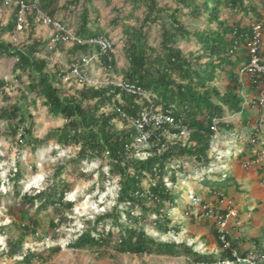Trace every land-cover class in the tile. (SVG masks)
I'll return each mask as SVG.
<instances>
[{
    "label": "trees",
    "instance_id": "trees-1",
    "mask_svg": "<svg viewBox=\"0 0 264 264\" xmlns=\"http://www.w3.org/2000/svg\"><path fill=\"white\" fill-rule=\"evenodd\" d=\"M24 1L35 3V0ZM80 1L72 0L65 7L70 8ZM138 1L135 0L134 3L137 5ZM252 1L179 0L182 6L171 10L161 7L159 0H141L146 7L143 24L140 27L125 24L123 28L126 36L124 51L128 64L122 72L125 81L140 84L149 94V98L128 93L114 84L94 87L85 83L74 91L65 89L62 84L63 77L71 68L50 73L47 71V60L35 56L37 50L34 45L12 48L10 43L0 42V57H15L16 70L30 69L34 73V79L30 83L32 92L35 93L33 101L44 97L50 111L60 113L66 120L59 129L56 143L61 147L79 146V151L72 159L79 169L85 161H102L103 167V162L107 160V173L115 176L119 185L112 210L99 214L93 222V229L86 228L79 232L69 242L70 247H87L98 252L112 249L116 253L137 256H177L185 252L192 257L191 264L237 262L235 253L244 258L249 255L247 250L240 251L241 243L231 232L226 234L230 245H225L216 220L212 221V234L218 251L208 254L199 252L194 244L189 245L188 242L164 241L154 237L147 231L146 226H153L160 234H178L183 230V224L175 221L171 214L176 204L173 186L184 175L182 161L192 158L206 167L210 165L213 161L212 143L216 136V131L212 128L213 119L223 118L228 111L239 113L244 109L245 97L241 92L243 86L239 69L250 59L248 42L254 35L255 23L230 24L228 19L223 18V14L225 9L246 13L253 11L261 19L262 13L257 6L252 5ZM56 5L57 0H39L38 4L52 16L57 12ZM19 10V7L15 8L13 20L6 29L17 28ZM184 15L192 22L205 19L207 26L193 28L181 18ZM99 19L94 0H83L76 33L83 38L107 35L100 27ZM212 23H217L218 28H213ZM148 24L160 25L162 34L159 46L150 44L149 30L144 31ZM95 27L98 32L93 33ZM90 30V34L83 35ZM181 39H195L202 45V54L196 58L185 54L179 45ZM76 47L80 53L70 50L68 52L70 64L73 56L80 57L89 49L87 44ZM262 54L264 56V50ZM203 58L206 59L205 62L201 61ZM102 60L106 66L110 64L106 57L103 56ZM113 66L115 68V62ZM220 70L226 71L230 79L224 93L214 85ZM8 85L9 82L0 77V92H5ZM143 106L171 110L182 125L191 129L189 138L186 141L170 140L163 135L165 130L180 133L181 129L162 125L161 128L153 130L148 147L140 150L141 143L137 141L138 128L118 108L130 116H137ZM21 110L17 104L12 108L1 107L0 119H19V125L23 129L20 140L22 143L27 142L35 151L40 143V139L34 134L36 123L32 120L29 126L24 125L26 118ZM119 121L125 122V127L120 128ZM226 127H232V124L226 121L219 123L220 130ZM66 168V165L60 166L54 173L53 181L46 188L34 194L25 193L22 196L24 200L32 205L40 202L46 208L65 204L72 209L74 202L65 201L66 195L71 192L70 181L63 177ZM101 170L103 177L107 175L103 168ZM12 175L16 181L23 177L21 165L12 170ZM232 179V176H226L224 185H231ZM224 185L213 187L212 190L222 191ZM16 194L19 196L21 192L16 191ZM109 220L110 226L118 228L117 232L112 227H104ZM62 223L61 218L58 222L51 221V226L56 230ZM101 225L104 227L102 230L99 229ZM60 248L59 245L55 246L52 252H59ZM37 256L38 254L28 253L22 262L32 264Z\"/></svg>",
    "mask_w": 264,
    "mask_h": 264
},
{
    "label": "rangeland",
    "instance_id": "rangeland-1",
    "mask_svg": "<svg viewBox=\"0 0 264 264\" xmlns=\"http://www.w3.org/2000/svg\"><path fill=\"white\" fill-rule=\"evenodd\" d=\"M70 1L72 0H57L55 17L76 32L79 28V13L82 10L83 0L66 8V3ZM134 1H94L98 7L100 27L116 44L115 68L112 71L115 80L123 77L122 69L128 64L124 51L126 36L123 28L125 24L140 27L146 14L143 2L139 0L136 5ZM35 3L39 4V0H35ZM251 3L259 8L262 13L261 19L253 11L246 13L232 9H225L223 18L228 19L230 24L233 22H240L243 25L260 23L264 50V0H253ZM159 5L171 10L182 6L179 0H159ZM15 8L14 5L5 4L4 0H0V42L10 43L12 48L34 45L37 50L35 56L47 60L48 72L56 73L58 69L68 70L70 66L68 52L70 50L80 53L79 48L71 43L55 44L51 38L54 30L36 23L31 15H27V25L24 30L6 29L13 20ZM181 18L193 28L207 26L205 19L201 22H192L185 15ZM211 26L218 28L217 23H212ZM148 30L150 44L159 46L162 34L160 25L148 24L144 31ZM95 32H98L96 27L93 30V33ZM90 33L91 30L83 35ZM179 45L185 54L192 55L194 58L202 54V45L195 39H181ZM201 61L205 62L206 59L203 58ZM15 64V57H0V77L9 82L5 92H0V109L19 105L22 108V115L26 118L23 124L29 126L32 120L36 123L34 134L40 139V143L33 151L27 142L22 143L20 140L23 129L22 125H19V119H0V264H25L22 260L28 253L39 256L34 258L32 264H191L192 257L185 252L177 256L158 254L137 256L116 253L112 249L106 252L99 251V253L98 250L87 247L79 249L70 247L69 242L74 240L80 231L86 228L93 229V222L99 214L112 210L118 196L119 185L115 176H109L107 173V160L103 162V167H101L102 161L89 163L85 161L81 169L72 162L79 151V146L61 147L56 143L59 129L63 127L66 120L60 113L50 111L44 97L33 101L35 93L32 92L30 83L34 79V73L30 69L16 70ZM86 71L92 83L98 84L106 79L107 70L95 61ZM67 76L69 79L63 77L62 81L65 89L74 91L82 87L71 74ZM229 84L227 72L218 71V78L214 85L221 93H224ZM44 85L46 86L47 83ZM242 92L246 95L248 105L241 113L228 111L222 118V121L232 124V127L221 129V143L218 148L211 149L213 157L211 164L206 167L195 159H182L184 175L181 181L173 186L176 204L171 214L175 221L183 224V230L178 234H160L153 226L147 225V231L154 237L164 241L194 244L196 250L203 254L215 251L217 247L212 234L213 220L195 215L197 210L190 203V195L193 192L199 195L202 201L215 203L218 198L212 188L224 185L226 176H232L233 179L230 182L231 185H224L222 191L237 198L240 196V203L243 199L248 203H258L256 199L260 192H263L258 177L252 171H245L241 166L243 158L251 153L252 148L246 140L263 108L254 102L257 96L255 88L246 86ZM118 125L122 128L126 124L119 121ZM51 134L53 137H49ZM186 139L184 137L182 140ZM140 145V150L148 147ZM142 155L145 154L142 153ZM19 165L24 175L16 181L12 170H16ZM63 165L67 166L63 177L71 183V192L66 195L65 201L74 202L72 209L65 204L46 208L41 206L40 202L32 205L24 200L22 196L25 193L34 194L46 188L53 181L54 173ZM102 168L107 174L104 177L101 175ZM16 191H20L21 195L18 196ZM238 203L237 201L238 212L241 215L244 212ZM250 212L252 217L248 219L243 214L244 219L247 220L238 229L242 230H240L242 236L239 237L240 251L247 250L251 261L234 264H264V204L253 211H248ZM61 218L63 223L54 230L51 221L58 222ZM108 222L104 227L107 229L112 227L117 232L118 228L110 226V220ZM233 224L230 231L233 229V233L238 234L239 230L233 228L236 226ZM104 227L101 225L99 229L102 230ZM58 245L61 246L60 251L53 253L52 249Z\"/></svg>",
    "mask_w": 264,
    "mask_h": 264
},
{
    "label": "built area",
    "instance_id": "built-area-1",
    "mask_svg": "<svg viewBox=\"0 0 264 264\" xmlns=\"http://www.w3.org/2000/svg\"><path fill=\"white\" fill-rule=\"evenodd\" d=\"M5 4L14 5L19 7L17 29L24 30L27 25V15H31L34 21L44 27H50L54 30L52 33V41L55 44L58 43H71L73 46L85 45L89 46V49L84 52L80 57L73 56V62L69 68L71 70L64 76V79H69V74L75 77L76 80L83 86L85 83L94 87L106 86L114 84L121 87L123 90L131 94H138L145 98H149V94L144 88L136 83L125 81L122 78L114 79L112 71L114 70L113 62L116 59V44L109 36L100 35L91 38H83L74 32L67 24H64L61 20L55 16L50 15L48 12L42 10L38 4H29L24 0H4ZM254 35L248 42V48L250 53L249 61L244 64L239 70V77L242 83V90L247 87L255 88L257 91L255 103L259 104L263 108L262 112L255 121V125L251 130L248 139L246 140L248 145L252 148L251 153L246 155L242 160V169L247 172L252 171L258 177L260 187L264 191V56H263V38H262V26L260 23L253 25ZM95 50V51H94ZM106 57L109 61V65L106 66L102 60V57ZM97 62L101 67L107 70L106 79L98 84L92 83L86 74V70L92 64ZM241 90V92H242ZM243 108L248 105L246 95ZM122 115L126 117L129 122L135 125L139 130L137 141L143 145H147L150 135L154 129L161 128L162 125H168L170 128L181 129L180 133H172L168 129L163 133L170 140L178 139L182 140L189 138L191 129L187 125H182L172 114L171 110H164L162 108L149 109L143 106L137 116H130L127 112L118 108ZM241 113V112H239ZM222 118L216 117L213 119L212 128L216 131V136L212 143V148H218L221 143V130L219 123ZM172 138V139H171ZM186 139V140H187ZM183 140V141H186ZM217 201L204 202L199 195L191 192L190 203L194 209L197 210L195 215L198 217L211 218L216 220L220 237L226 246L230 245V242L226 238V234H229L230 227L233 225L241 224L238 216L237 203L234 197L228 195L224 191L215 192ZM199 210V211H198ZM235 221V222H232ZM81 232V231H80ZM237 262L249 263L250 254L247 257H242L239 253H235ZM237 262H225L237 263ZM210 264V263H206Z\"/></svg>",
    "mask_w": 264,
    "mask_h": 264
},
{
    "label": "crops",
    "instance_id": "crops-1",
    "mask_svg": "<svg viewBox=\"0 0 264 264\" xmlns=\"http://www.w3.org/2000/svg\"><path fill=\"white\" fill-rule=\"evenodd\" d=\"M95 1V0H94ZM83 4V3H82ZM94 4H95V2H94ZM96 6V5H95ZM97 7V6H96ZM98 8V7H97ZM57 18V17H56ZM59 19V18H58ZM60 20V19H59ZM62 21V20H61ZM65 23V22H64ZM106 36H108V34L106 35ZM242 190H243V188L242 187H240ZM262 191H263V189H262ZM240 193H242V192H240ZM230 196H232V195H230ZM232 197H235L234 199L236 200V203H237V201L239 202L238 203V205L241 207V210L244 212V213H242L241 215H239L238 216V219H239V221H241V224L239 225V224H237L236 226H233V228H235L236 230L238 229V227L239 226H241L242 224H245L246 223V220L248 219V218H251L252 216L250 215L251 214V212L250 213H248V211H253V209H256V208H259V206L260 205H263L264 204V191L263 192H260V195H258V197H257V201H258V203H254V202H249L248 203V201L247 200H245V199H243L242 200V202L240 203V196H238V198L236 197V196H232ZM252 204V205H251ZM246 212H247V214H246ZM243 214H244V216H246L247 217V219L245 220L244 219V216H243ZM246 214V215H245ZM239 230V229H238ZM241 230V229H240ZM240 230L239 231H237V233L238 234H234L233 233V229H231V233H233V235H235V238H237V240L239 241V237H241L242 236V232H240ZM242 231V230H241ZM259 232V231H258ZM215 246H216V244H215ZM217 247V246H216ZM218 251V249H216L215 251H213V252H206V253H216Z\"/></svg>",
    "mask_w": 264,
    "mask_h": 264
}]
</instances>
